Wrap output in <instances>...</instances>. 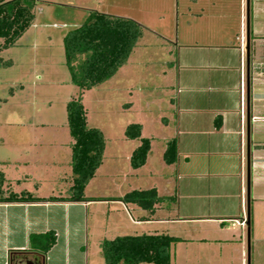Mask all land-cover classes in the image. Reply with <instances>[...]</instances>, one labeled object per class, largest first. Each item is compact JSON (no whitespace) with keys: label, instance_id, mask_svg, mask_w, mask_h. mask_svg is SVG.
I'll list each match as a JSON object with an SVG mask.
<instances>
[{"label":"rangeland","instance_id":"obj_1","mask_svg":"<svg viewBox=\"0 0 264 264\" xmlns=\"http://www.w3.org/2000/svg\"><path fill=\"white\" fill-rule=\"evenodd\" d=\"M202 1L36 0L33 24L15 45L0 50V170L15 192L67 196L73 175L67 103L81 90L71 82L63 39L91 11L130 18L145 28L127 63L108 81L82 93L87 125L99 128L105 139L102 164L87 184L85 195L118 198L132 189L156 187L161 196H172L176 190V201L165 200L153 215L155 220L139 228L130 224V214L121 204L114 205L118 211L108 218L105 204L89 206L88 220L84 218L87 209L83 208L78 225L82 231L75 244L66 253L61 242L50 264H104L100 244L116 235L111 227L114 220L128 226L124 228L128 235L158 233L182 238L171 245V264H240V241L223 246L218 255L220 248L215 241H202L214 235L206 233V224L182 219L188 216L184 211L186 202L201 201L208 185L182 176L178 166L166 165L162 160L166 141L185 137L179 121L180 114L185 113L184 86L198 75L211 78L218 73L236 74L231 69L186 65L191 55L186 63L188 55L179 53L184 49L180 44L192 38L193 32H199L201 38V31L208 28L207 20L201 17L206 12L216 16L210 24L217 32L230 33L232 30L225 26H238L240 0H220L213 7L204 2L203 10ZM131 123L141 124L142 136L150 138L152 144L150 159L137 169L131 166L130 156L139 141L128 140L124 134ZM180 149L184 151L185 145ZM40 172L43 177L39 178ZM16 179L21 180L20 184ZM204 201L209 202L207 198ZM247 210L246 181V216ZM57 213L60 217L64 212L59 208ZM253 219L250 202L251 225ZM106 223L108 228H104ZM86 224L89 230L94 226L99 232L88 235ZM254 228L250 230L249 246L246 236V264H264V237L257 239L255 233L257 229L264 233V219Z\"/></svg>","mask_w":264,"mask_h":264},{"label":"crops","instance_id":"obj_2","mask_svg":"<svg viewBox=\"0 0 264 264\" xmlns=\"http://www.w3.org/2000/svg\"><path fill=\"white\" fill-rule=\"evenodd\" d=\"M198 1L195 0L196 3ZM219 1L203 0L202 10L204 2L205 5L213 7ZM245 5V0H240L238 26L224 27L231 29L230 33L227 31L220 33L211 29L210 20L216 19V16L206 12L207 15L201 17L207 20L208 28L201 31V38L199 32H193L192 38L180 44L185 49V52H182L184 49L179 50L180 55H188L185 58L186 63L191 55L190 62L186 65L197 69H206L207 66H213V69L217 70L231 69L236 74L218 73L211 78L198 75L184 86L185 90L182 94H184L185 113L180 114L179 121L180 128L182 127L181 134L185 137L180 136L178 161L171 165L178 166L182 176L199 180V185H208L207 188L204 187L206 190L201 196V201L188 203V205L186 202L184 211L186 210L185 215L188 216L182 219L206 224V233L210 236L213 232L214 235L209 239L204 237L202 241L206 243L209 240L215 241L220 248L218 255L221 254L223 246L226 248L240 241L237 243L240 247V264H246V236L248 235L247 226L243 224L247 219L245 213L248 144L250 202L254 216L252 225L250 221V230L255 229L261 218L264 219V0H250L249 101L246 80ZM217 115L221 117L220 128L215 126ZM248 116L250 121L247 120ZM182 145H185L184 151L180 149ZM37 176L43 177L41 172ZM72 178L73 175L70 181ZM16 180L20 184L21 180ZM205 198L209 202L205 203ZM114 199L0 204V264H9L12 252L31 248L33 235L50 231L55 233L56 242L45 253V264H50L52 253L61 242L65 252H69L82 231L79 226H81L83 208L87 209L84 218L88 220L90 216L88 208L94 203L108 206L107 218L112 212L118 211L114 205L121 204L130 214V224L137 228L155 220L154 217L151 220H144L143 211ZM194 205L195 208L192 209ZM59 208L64 212L60 217L57 213ZM115 222L114 220L111 223V227L116 235L111 239L128 235L124 231V228L128 226H122L119 221ZM108 226L106 223L104 228ZM91 227L89 230V226H86L88 235L90 232L95 233L100 230L94 226ZM261 231L257 229L255 232L257 239L264 237Z\"/></svg>","mask_w":264,"mask_h":264},{"label":"trees","instance_id":"obj_3","mask_svg":"<svg viewBox=\"0 0 264 264\" xmlns=\"http://www.w3.org/2000/svg\"><path fill=\"white\" fill-rule=\"evenodd\" d=\"M35 7L36 0H0V50L15 45L33 24ZM144 29L133 19L91 11L81 25L65 35V65L71 82L81 90L77 98L67 103V126L73 140L70 144L73 178L69 194L39 197L27 190L15 192L0 170V204L97 200L87 197L85 189L102 164L105 139L99 128L88 127L82 93L105 83L127 63ZM215 126H221L219 115L215 118ZM142 129L141 124L131 123L124 131L126 139L139 141L130 156V164L135 169L144 166L152 153L151 139L142 136ZM178 157L179 140L173 137L166 141L162 160L166 165H173ZM176 195L175 190L172 196H161L156 187H151L132 189L114 200L143 210V219L151 220L160 205L165 200L176 201ZM180 241L183 239L168 234L142 233L104 239L100 245L104 264H171V245ZM55 242L53 231L31 238V246L44 253Z\"/></svg>","mask_w":264,"mask_h":264},{"label":"water","instance_id":"obj_4","mask_svg":"<svg viewBox=\"0 0 264 264\" xmlns=\"http://www.w3.org/2000/svg\"><path fill=\"white\" fill-rule=\"evenodd\" d=\"M250 0H246V59H247V100L249 101V90H248V83H249V63H250ZM247 120L250 121L249 116ZM248 134V128H247ZM247 219L245 221V225L248 229V246H249V238H250V150L249 144L247 147Z\"/></svg>","mask_w":264,"mask_h":264},{"label":"flooded vegetation","instance_id":"obj_5","mask_svg":"<svg viewBox=\"0 0 264 264\" xmlns=\"http://www.w3.org/2000/svg\"><path fill=\"white\" fill-rule=\"evenodd\" d=\"M9 264H45V253L33 247L14 251L9 258Z\"/></svg>","mask_w":264,"mask_h":264},{"label":"built area","instance_id":"obj_6","mask_svg":"<svg viewBox=\"0 0 264 264\" xmlns=\"http://www.w3.org/2000/svg\"><path fill=\"white\" fill-rule=\"evenodd\" d=\"M245 222H243V224H244Z\"/></svg>","mask_w":264,"mask_h":264}]
</instances>
